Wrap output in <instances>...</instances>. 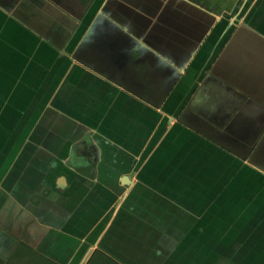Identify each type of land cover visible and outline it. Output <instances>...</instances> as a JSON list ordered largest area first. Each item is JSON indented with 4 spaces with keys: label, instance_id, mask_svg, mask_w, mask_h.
<instances>
[{
    "label": "flooded vegetation",
    "instance_id": "flooded-vegetation-1",
    "mask_svg": "<svg viewBox=\"0 0 264 264\" xmlns=\"http://www.w3.org/2000/svg\"><path fill=\"white\" fill-rule=\"evenodd\" d=\"M15 1L0 0V9L10 12ZM55 1L74 15L75 29L72 28V34L61 51L65 50L70 56L77 54L78 64L88 72L84 79L80 78L77 93H50L49 89L46 93H9L8 90L0 93V264H7L15 253L26 254L28 251L24 247L55 264H72L74 260L81 262L88 245L80 241L87 238L94 227L119 205L124 191L111 192L113 186L106 180L91 185H73V190L68 192L63 185L64 174L57 177L63 171L55 158L63 161L71 174L82 175L90 181L97 180L101 174L108 180L112 176L110 174H120L122 165L119 157L127 159L130 154L137 155L142 143L149 139L143 136L144 131L141 132L137 118L144 109L131 99L135 98L155 110V106L163 107L174 92L169 87L173 82L174 69L182 68L181 65L188 62L187 54L195 46V42H189L191 47L183 43L182 28L185 30L188 22L181 15L185 13L183 10L172 9V2L143 3L146 7L143 11L154 10L163 4L162 17L154 24L140 16L127 17L128 9L122 10L114 0H106L98 11H95V0ZM21 4L17 2L15 7ZM103 18L115 24L126 23L132 35L112 33ZM18 21L21 22L20 19ZM200 21L203 23L202 33L183 35L185 42L188 41L184 36L188 35L196 42L208 39L209 34L206 33L213 21L202 16ZM93 25L98 30H92ZM104 35L115 40L113 45L109 39H104ZM64 62L69 63L66 59ZM80 73V69H72V80ZM95 76L105 82L102 87ZM105 84L127 94V98L123 94L118 95V102L107 112V108L93 107L97 99L104 106L114 98L116 93H107ZM91 88H97V99L91 98L94 94ZM202 99L193 94L177 114L176 123L186 127L191 125L200 131L204 118H211ZM54 106L64 109L65 113L54 115L51 113ZM118 106L122 110H118ZM109 111L116 113L111 115L113 118L109 117ZM77 116L86 121L78 125L73 119H68ZM132 118L134 121L126 124V120ZM77 133L81 135L74 142L72 138ZM38 142L39 146L36 145ZM64 142L70 145L67 155L54 154ZM119 177L122 182L128 174ZM55 185L61 189L59 193ZM80 198L82 202H79ZM134 198L133 194L127 197L130 204ZM141 212L140 220L147 221L145 213ZM121 215L115 219L92 256L100 251L120 264H157V252L149 251L152 248L150 238L161 240L167 253L174 245L168 238L179 237L186 228L178 218L161 219V222L169 223L161 231L169 230L170 236L149 233L146 240L143 234L129 232L131 223L138 224L139 218H120ZM211 257L215 259L214 264H237L236 261L231 262L225 253L217 252L212 256V250L206 244L200 245L192 264H206Z\"/></svg>",
    "mask_w": 264,
    "mask_h": 264
},
{
    "label": "crops",
    "instance_id": "crops-1",
    "mask_svg": "<svg viewBox=\"0 0 264 264\" xmlns=\"http://www.w3.org/2000/svg\"><path fill=\"white\" fill-rule=\"evenodd\" d=\"M105 1L95 0V11H98L99 4ZM167 1L173 3V10L181 9L185 12L181 11V15L186 18L188 26H185V30L182 28V41L189 47H191L189 42H195L192 49L197 51L192 57L191 53L187 54L189 59L184 64L183 78L177 85V95L170 102V106L173 109L182 110L194 94L204 99L201 100L202 104L206 112L211 113V118H204L200 131L191 125L186 127L178 124L176 120H173L170 126L167 125L166 127L169 130L165 138L168 146L167 150H171L172 146L178 144V142L183 147L189 144L198 146L202 162L212 161L215 164L218 163L217 168L215 166V171L218 170L220 173L221 163L228 162L230 164L229 172L233 170V176L237 177L239 169L244 168V165H246L249 167L245 175L246 181L249 180L250 184H254L253 177L255 176L258 178L257 183H259L261 175L263 180L260 186H264V172L259 170L264 168V0H114L115 4H118L117 6L122 10L128 9L126 10L127 17L132 19L140 16L142 19H148L154 24L158 23L157 19L162 17L160 12L163 4L157 6L154 10L147 9V11H143L146 8L143 3H165ZM15 2L13 10L11 9L8 13L0 9V15L5 19V28L11 27L23 34L25 33L27 41L31 40V43H33L32 45L29 42H26L25 45L20 43L22 46L19 42V46L12 43V46L8 49L0 45L1 50H5L6 53H14L17 57H3V62L1 63L0 60V64L10 65L11 71L16 73V76L22 74L20 79L26 82L29 89L32 90L31 93L38 91L46 93L47 89L51 93H77L79 76L80 74L84 76L83 71L86 69L69 60L65 55H58L72 34V28L75 29L74 15L55 0H16ZM17 2L22 4L15 7ZM93 9H91V12ZM201 16L208 17L211 22L213 21L211 29L206 33V35L209 34L208 39L196 42L193 38L189 39L188 35L184 36L188 41L185 42L183 35L202 33ZM19 18L24 19L25 22L22 20L19 22ZM116 25L119 29L113 30L112 33H123L124 35L130 33L132 35L129 32V27ZM150 26L151 23L148 27ZM64 59L69 63L66 64ZM72 68H75V70L81 69L80 72H82L77 74L74 80H72L73 75H71ZM175 70L181 71V68ZM34 81L37 83V87L30 85ZM85 82L91 83L92 81L85 80ZM98 83H101L102 87L105 82L100 79ZM90 87H92L91 84ZM105 89H108L107 93H116L114 98L112 97L114 102H118V95L121 94L127 98V94L124 95L125 93L122 90L112 85L107 84ZM181 89L185 90L184 93L180 94V97L178 93ZM196 89H198L197 93H193ZM24 92L27 93L25 89ZM134 101L144 104L135 98ZM155 111L159 112V110ZM52 112L54 115L65 113L64 109L58 106H54ZM74 119V123L78 125L86 121L84 118H79V116ZM158 126L155 130L158 129ZM173 133L177 137H174ZM170 134L171 136H169ZM261 143V152L256 155L255 159L259 166L246 164ZM38 144L40 142L36 143V145ZM146 144L148 145V142ZM155 146L158 147V145ZM165 154V159L154 161L156 163H152L153 165L151 164L150 167H148L150 156L141 153V150L137 155L130 154L131 156L127 159L119 157L121 160L119 164L122 165L119 169L122 171L120 174H110L112 176H109V180L101 174L97 180L90 181L82 175L71 174L72 172L68 168L57 175L58 177L64 174L65 181L63 185L66 186L68 192L73 190V185H85L87 183L91 185L106 180L111 182L110 184L113 186L110 189L111 192L112 190L116 193L124 191L119 205L94 227L87 238L80 241L81 244L88 245L84 251L85 253L83 252L85 255L96 242H101L121 213L120 218H139L138 224L132 223L134 233L142 234V227L145 225L146 233L161 235L163 233L161 228L163 226L168 227L169 223L160 220H169V218L182 220L187 230L189 221L182 218L178 212V210L182 211L184 209L172 196H177L180 193L179 188L184 189L185 186H188L186 180L188 173L184 170L175 171L173 165L175 157H170L168 152ZM163 160L165 161V169L161 167ZM121 174H128L131 180L129 187H125L126 183L123 181L120 182L119 176ZM55 186L56 192L59 193L61 189L57 185ZM261 192L263 194L264 189ZM130 194L135 196L134 200L131 199V204L130 200L127 199ZM79 202H82L81 198ZM141 211L145 213L147 221L140 220L142 217L139 214H143ZM151 221H155V223ZM151 227L153 230L150 229ZM186 230L178 239L185 235ZM168 231H165L162 235H166V237L168 235L169 237L171 233ZM168 239L178 242V239L176 240L173 237ZM155 242H157V239ZM174 246L175 243L169 252L172 251ZM156 252L157 254L160 252L157 247ZM79 256L76 257L79 258ZM78 262V260H74L72 264Z\"/></svg>",
    "mask_w": 264,
    "mask_h": 264
},
{
    "label": "water",
    "instance_id": "water-1",
    "mask_svg": "<svg viewBox=\"0 0 264 264\" xmlns=\"http://www.w3.org/2000/svg\"><path fill=\"white\" fill-rule=\"evenodd\" d=\"M19 19L24 21V19L22 18ZM104 21L107 22L111 30L119 29L113 21L108 19H104ZM119 24L122 27H125L126 23L120 22ZM98 28H100V26ZM91 29L98 30L97 26L94 25ZM104 36V39H109L108 41L113 45L112 42H115V40H111L112 37L107 38L106 35ZM196 52L197 51H192L191 57L195 55ZM121 54L123 55V52H121ZM58 55H65L69 58V60H72L76 63L80 62V59L78 58L77 54L69 56L66 51H61ZM181 66V71H177L174 69L173 82H171L169 86L171 88L170 90H174L173 94L163 105V107H160L159 105L155 106L157 110L163 111L164 113H169L168 118H166L168 126L171 125V122L173 120H176V115L181 110L173 109V107L170 106V102H172L175 96L177 95V85L179 81L183 78L182 76L184 74L183 70L185 69V66ZM87 72V70L83 71L85 76L87 75ZM95 79L99 80L97 76H95ZM23 83H26L23 79H20L18 81L14 93H25L24 88H22ZM30 85L37 87V83L35 81L32 84L30 83ZM140 105L149 109L148 112H145L147 113V115L145 113L138 114L139 117L137 118L140 121V130L141 132L144 131L143 136H145L146 138L150 137L149 135L151 131L153 132V140L148 139L146 141L151 144H149L148 147H151L149 149L151 150L150 153H148L147 150L145 152V155L150 156L148 160V167H150L152 163H156L154 161L165 159V153L168 152L170 157H175L173 161L174 170H184L186 173H188V177L186 179L188 186H185L184 189L179 188L180 193L177 195L178 197L176 195L172 197L175 198V200L178 201L183 207L184 210H178V212L182 218L188 219L189 226L187 227L185 237L181 241H178L177 245L172 249L170 255L165 259L163 264H190L192 258L197 255L200 245L207 238L210 240L211 246H214L217 252L221 254H226V252H222V250L224 247H228L227 249H229V244H232V242H235V244L238 243V245H242V249L237 251L236 257H232L228 253L226 254V256L231 262L238 261V259L242 258L244 259L246 258V256L248 257V255L250 259L258 257L259 255H262L264 257V203H262V205L260 206V211L253 215L254 217L252 218V220H248L247 218L243 217V219L238 220V218L240 217H238V214L236 213L238 212L236 210H238L239 208L241 210L247 209L248 205L249 207L252 206L251 208H254L255 204L254 202H252L253 195L257 196L260 193L255 188L254 184H250L249 180L246 181L245 179L246 171L247 169H249V167L244 165V168L239 169L238 176L234 177L233 170L232 172H229L225 169V167H229L230 164L228 162H222L220 166V173L218 170L214 171L212 168H210V170H212L211 174L209 172V165L212 166V164H215V162H202L201 156L199 155L200 152L198 146L189 144L188 146L183 147L180 145V142H178V144L172 146L173 148H171V150H167L168 146L166 145L165 138L167 135L166 133L169 130L167 129V127L166 129H164L160 126H158L159 128L157 130H155L156 127L151 128V125L149 123H146L152 120V117H150L151 108L144 104ZM168 109L173 110L168 111ZM153 111L154 110L152 109V112ZM113 113L115 112L109 111V117ZM157 114L158 112L155 111L154 116H157ZM111 118H113V116H111ZM132 121H134L133 118L130 121L126 122L131 123ZM169 136H171V134ZM174 137L177 136L174 134ZM145 143H142L143 145L141 147V150L143 149ZM155 145H158V147H156ZM261 146L262 143L258 145V147L255 149V154L253 153V155L246 164H250L251 166L256 167L259 166L256 163L255 159L256 155L261 152ZM156 148L158 149L155 150ZM161 167L165 169L164 160ZM259 170L264 172V168H260ZM220 174L222 175V177H220ZM260 177L261 181L259 178V184H262L263 179L261 175ZM255 179L257 178L254 176L253 182ZM217 180H219V182ZM123 182L128 185L131 184V180L128 177H125ZM261 187L262 189H264V186ZM163 195L165 194L163 193ZM259 197H262V195L258 196L257 198ZM238 199H242V203L247 204V206H244L243 204L242 206L240 205V207H238L237 205L241 203V201H239ZM248 200L250 201L249 204L247 202ZM228 211H233L232 213L235 212L234 216L231 215L232 213L229 214ZM99 244L100 242H96L92 246V248L88 250L81 262L76 264H86L92 256L94 250L98 248ZM235 249L236 248L230 245L231 253L236 252Z\"/></svg>",
    "mask_w": 264,
    "mask_h": 264
},
{
    "label": "rangeland",
    "instance_id": "rangeland-1",
    "mask_svg": "<svg viewBox=\"0 0 264 264\" xmlns=\"http://www.w3.org/2000/svg\"><path fill=\"white\" fill-rule=\"evenodd\" d=\"M102 3L103 2H101L99 4V8L101 7ZM4 21H5V19L3 18V16L0 15V45H3V47H5L6 49H8V47L12 46V43H14V45L16 44L17 46H19L18 45V42H19V44L22 43L24 45L26 44V42H29V44L32 45L33 42L31 43V40L27 41V38H26V34L25 33L23 34V33H21V31L15 29V28H11V27L10 28L9 27L8 28H5L6 26H5V22ZM8 53H10V54H8ZM8 53H6L5 50H1L0 49V60H1V63L3 62L2 61L3 57H5V58H8V57H14L15 58L16 57L14 53H11V52H8ZM6 55H8V56L6 57ZM11 60H13V59H11ZM72 69H74V68H72ZM21 76H22V74H20L19 76L18 75L16 76V73H14V72L11 71L10 65L0 64V93L4 92V90L5 91L8 90L9 93H14L13 91L16 90L15 88H16V86L18 84V81L21 78ZM80 76H81V74H80ZM82 77L83 76H81L80 78H82ZM84 77H85V75H84ZM84 77H83V79H84ZM79 84H81V82ZM22 86H23L22 88H24L27 93H31L32 92V90L29 89V86L26 83H23ZM88 86L90 87V84ZM91 90H93V93H94V94H92V97L91 98L92 99H97V95L95 94L97 92L96 91L97 88L96 89L95 88H91ZM184 90L185 89H181L179 91L178 95L180 97H181L180 94L182 92L184 93ZM131 100H134V99H131ZM95 102H96L95 104L93 103L95 105V106H93L94 109H99V108H103V107L104 108L111 109L114 106L113 103H116V102H114V99L113 98L111 100H108V102H107L108 104L107 105H104V106H102L104 103L103 104L100 103L101 100H98L97 99V101H95ZM87 103L89 104L90 101H88ZM84 107H86V106H84ZM141 107L144 109L143 110V114L145 112H148L149 111L148 108H144L142 105H141ZM86 108H88V107H86ZM107 110L108 109H106L105 112H107ZM118 110H122V107L120 106L118 108ZM150 110H151L150 117H152V120L149 121V122H146V123H149L151 125L150 126L151 128L152 127L155 128V127H157V125H159L160 127H163L164 129H166V126H167L166 118H168L169 113H164L163 111H159L158 114H157V116H154L155 115V110L153 112H152V109H150ZM171 110H173V109H168V111H171ZM51 113H53L52 110H51ZM144 118H145V116H144ZM68 119H73V122L75 121L74 117H72V118L71 117H68ZM126 121H128V120H126ZM80 135L81 134H79V133H77L76 135H74L73 138H72V141L75 142L77 139H79ZM152 135H153V132L151 131V133L149 135L150 136L149 137L150 140L151 139L153 140ZM149 144L150 143H148V145L147 144L144 145L143 149L141 150V153H145L146 150H147L148 153H150L151 150H149V149L151 147L148 148L149 147ZM69 148H70V145L69 144H66L64 142V143H62V145L60 147H57L56 148V150L54 151V154H57V152H58V153H60V155H65L66 156L67 153H68V151H69ZM55 159L57 160V163L59 164V169H61V171L65 170L66 167L63 165V161H60V159H58V158H55ZM215 165L218 166V163L212 164V166L209 165V172L211 174H212V172H211L212 170H210V168H212L215 171ZM225 169H226V171H229L230 170V166L229 167L228 166L225 167ZM257 179H255L253 183L255 185V188L260 193L257 196L256 195H253L252 202H254L255 206H254V208H251L252 206L249 207V205L247 206V204L242 203V199H238L239 201H241V203H239L237 205L238 207H240V205L242 206L243 204H244V206H247V209H245V210H241L240 208L238 210H236V211H238V212H236L238 214L237 216L240 217V218H238V220L243 219V218H247L248 220H252V218L254 217L253 215L255 213H258L260 211V206L262 205V203H264V193L262 194V192H261V190L263 191V189L260 186L261 184L257 183V181H258ZM217 181L219 182V180H217ZM260 195H262V197L257 198ZM223 196H225V195H223ZM247 202L249 204L250 201L248 200ZM228 212L230 214L233 211H228ZM234 214H235V212L232 213L231 215L234 216ZM131 225H132V223H131ZM112 226H113V224L111 225V228H112ZM132 226H134V225H132ZM132 226H130L129 232L133 231L134 227H132ZM142 230H143L142 234L145 236V238L147 240V238H149L148 235H150V234L145 232V230H146V226L145 225H143ZM151 230H153L152 227H151ZM185 230H186V228H185ZM176 233L180 234V232H178V231ZM178 234H177V236H178ZM184 237H185V235L183 237L179 238V239H178V237L177 238H174V239H176V240L178 239V241H181ZM144 241H145V239H143V242ZM150 241H152V248H150V250H149L150 253H154L156 251V247H157L158 251H160L159 252L160 254L159 253L157 254L156 262H157V264H163L164 261H165V259L170 255V252H167V253L165 252V250H167V249H165V245H164V243L161 240H158L157 242H155L156 240L153 237H151L150 238ZM173 241H174L173 243H175V246H176L178 242H176L175 240H173ZM230 245L232 247L236 248L235 249L236 252H233V253L230 252ZM212 247L213 248H211V250L213 249L212 251H214V246H212ZM227 248L224 247L223 250H222V252H226V254L228 253V254H230V256L236 257V253H237V251H239V250L242 249V245H238V243L235 244V242H232V244H229V249H227ZM241 262H243V258L242 259H238V262L236 261L237 264H240ZM263 264H264V262H263Z\"/></svg>",
    "mask_w": 264,
    "mask_h": 264
},
{
    "label": "trees",
    "instance_id": "trees-1",
    "mask_svg": "<svg viewBox=\"0 0 264 264\" xmlns=\"http://www.w3.org/2000/svg\"><path fill=\"white\" fill-rule=\"evenodd\" d=\"M202 244H206L210 250L211 248H213L208 238ZM23 249L27 250L28 252L23 255L15 253L13 257L8 261L7 264H55L49 261L48 259L39 256L38 254L35 253V251H33L29 247H24ZM216 253H217V250L214 247V251H212V256L213 255L216 256ZM192 261H194V259L190 261V264H192ZM214 262H215V259L211 257L209 260H207L206 264H210V263L214 264ZM263 262H264V257L262 255H259L258 257H255L253 259H250L248 255V257L246 256V258H244L243 262L241 263L242 264H263ZM88 264H120V263L114 260L112 257H109L108 255L100 251H96L94 255L91 257Z\"/></svg>",
    "mask_w": 264,
    "mask_h": 264
}]
</instances>
